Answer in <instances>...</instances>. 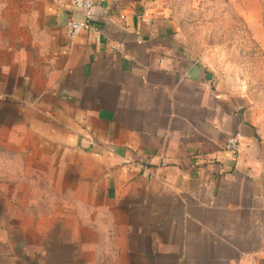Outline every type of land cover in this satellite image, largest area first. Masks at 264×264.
I'll list each match as a JSON object with an SVG mask.
<instances>
[{
	"label": "crops",
	"instance_id": "crops-1",
	"mask_svg": "<svg viewBox=\"0 0 264 264\" xmlns=\"http://www.w3.org/2000/svg\"><path fill=\"white\" fill-rule=\"evenodd\" d=\"M167 15L97 0L71 39L72 0H0V264H264V115Z\"/></svg>",
	"mask_w": 264,
	"mask_h": 264
},
{
	"label": "rangeland",
	"instance_id": "rangeland-1",
	"mask_svg": "<svg viewBox=\"0 0 264 264\" xmlns=\"http://www.w3.org/2000/svg\"><path fill=\"white\" fill-rule=\"evenodd\" d=\"M178 42L205 62L218 80L241 89L247 106L264 115V39L232 0H166Z\"/></svg>",
	"mask_w": 264,
	"mask_h": 264
},
{
	"label": "built area",
	"instance_id": "built-area-1",
	"mask_svg": "<svg viewBox=\"0 0 264 264\" xmlns=\"http://www.w3.org/2000/svg\"><path fill=\"white\" fill-rule=\"evenodd\" d=\"M75 10L80 12L83 17L77 18L71 16L66 23V32L73 39L82 30L97 31V25L93 22L94 10L97 5V0H72ZM240 138L238 134L228 136L226 148L236 154L240 150Z\"/></svg>",
	"mask_w": 264,
	"mask_h": 264
},
{
	"label": "water",
	"instance_id": "water-1",
	"mask_svg": "<svg viewBox=\"0 0 264 264\" xmlns=\"http://www.w3.org/2000/svg\"><path fill=\"white\" fill-rule=\"evenodd\" d=\"M209 75H210V73H209Z\"/></svg>",
	"mask_w": 264,
	"mask_h": 264
}]
</instances>
